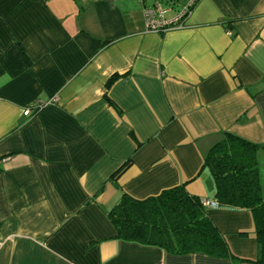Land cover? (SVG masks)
<instances>
[{"label": "crops", "instance_id": "obj_1", "mask_svg": "<svg viewBox=\"0 0 264 264\" xmlns=\"http://www.w3.org/2000/svg\"><path fill=\"white\" fill-rule=\"evenodd\" d=\"M185 23L147 31L137 0H0V264H254L246 209L205 208L233 259L118 240L105 213L181 184L215 200L210 147L264 145V0H198Z\"/></svg>", "mask_w": 264, "mask_h": 264}, {"label": "trees", "instance_id": "obj_2", "mask_svg": "<svg viewBox=\"0 0 264 264\" xmlns=\"http://www.w3.org/2000/svg\"><path fill=\"white\" fill-rule=\"evenodd\" d=\"M262 148L264 145L225 132L203 160L218 204L246 209L252 215L256 237L254 264H264V190L256 157ZM105 213L118 240L158 247L170 254L234 258L223 235L206 215L201 198L189 194L184 184L143 199L122 193L120 201Z\"/></svg>", "mask_w": 264, "mask_h": 264}, {"label": "built area", "instance_id": "obj_3", "mask_svg": "<svg viewBox=\"0 0 264 264\" xmlns=\"http://www.w3.org/2000/svg\"><path fill=\"white\" fill-rule=\"evenodd\" d=\"M141 4L147 31L161 32L172 28H182L185 26L187 17L196 0H186L180 7L175 16L166 18L165 13L168 10L163 6L167 0H137ZM46 103L37 102L34 108L25 107L22 110L24 116H31L42 108ZM202 205L207 207H217L219 204L216 200L201 199Z\"/></svg>", "mask_w": 264, "mask_h": 264}, {"label": "rangeland", "instance_id": "obj_4", "mask_svg": "<svg viewBox=\"0 0 264 264\" xmlns=\"http://www.w3.org/2000/svg\"><path fill=\"white\" fill-rule=\"evenodd\" d=\"M179 1H180V0H177V2H176V3H178V4H179ZM169 15H170V14H169Z\"/></svg>", "mask_w": 264, "mask_h": 264}]
</instances>
